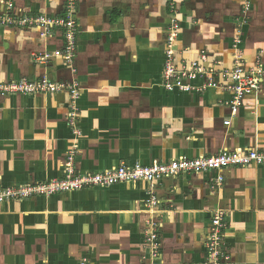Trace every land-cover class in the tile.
<instances>
[{"label":"crops","instance_id":"obj_1","mask_svg":"<svg viewBox=\"0 0 264 264\" xmlns=\"http://www.w3.org/2000/svg\"><path fill=\"white\" fill-rule=\"evenodd\" d=\"M65 1L0 0V17L10 4L16 15L61 16ZM170 2L79 0L73 66L59 54L60 30L42 37L37 27L0 24V82L46 76L81 88L74 123L68 91L0 95V189L61 179L72 150L80 172L98 173L264 149V74L260 92L237 111L228 103L230 80L201 92L161 85ZM175 3L179 61L206 52V65L230 70L241 51L246 66L258 60L264 70V0H253L246 23L241 0ZM34 53L53 58L40 64ZM219 210L227 214L232 264H264V165L7 201L0 204V264H202ZM150 220L161 225L158 258L147 245Z\"/></svg>","mask_w":264,"mask_h":264},{"label":"built area","instance_id":"obj_2","mask_svg":"<svg viewBox=\"0 0 264 264\" xmlns=\"http://www.w3.org/2000/svg\"><path fill=\"white\" fill-rule=\"evenodd\" d=\"M79 0H66L64 14L61 16L16 15L13 5H8V13L0 17V24L15 28L37 27L41 30L42 37H48L52 31L60 30L64 38V48L59 54L63 61L73 66L78 54V39L80 24L78 22ZM253 7V0H241V15L248 20V13ZM180 20L175 0L170 2V22L166 29L165 61L162 71L161 85L167 91L195 92L205 91L209 88L218 89L221 84L218 78L230 80L232 85V99L228 102L233 111H237L247 96L257 94L261 90L264 70L257 60L253 67L246 66L244 57L238 52L230 70L218 71L213 63L208 61L206 52L200 54L199 61L185 62L177 59L176 43L180 35ZM237 36L236 45L242 43L241 34ZM49 53H34L33 59L45 64L51 60ZM198 82H201L198 83ZM81 88L77 81L71 83L55 82L43 76L36 80L23 79L17 81L0 82V95H34L52 94L68 91L71 96L72 123L76 119V101L81 95ZM227 125L230 121L226 122ZM81 136L80 130L74 131ZM76 152L72 150L66 159L63 168V177L35 184L21 185L0 189V204L7 201H25L34 196H53L65 192L81 191L93 187H112L119 183L145 182L154 184L166 179L177 178L185 174L214 173L228 168L248 167L251 165H264V149H251L241 152L224 151L216 155L201 156L197 158L182 157L169 162H154L149 165L137 163L133 166L120 165L110 170L98 173H82L76 168ZM223 177L217 179V186H222ZM150 204L157 206L159 199L151 197ZM227 214L219 210L213 214L211 227L205 241L206 257L202 264H232L226 242ZM150 230L147 232V245L154 258H158L161 251L160 228L161 225L154 220L148 221Z\"/></svg>","mask_w":264,"mask_h":264},{"label":"rangeland","instance_id":"obj_3","mask_svg":"<svg viewBox=\"0 0 264 264\" xmlns=\"http://www.w3.org/2000/svg\"><path fill=\"white\" fill-rule=\"evenodd\" d=\"M216 212H219V211H215V213H216ZM231 259H232V258H231Z\"/></svg>","mask_w":264,"mask_h":264}]
</instances>
